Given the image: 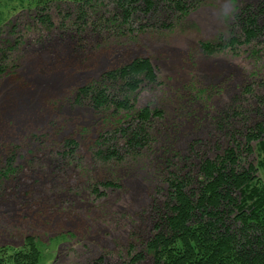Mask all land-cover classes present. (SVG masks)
<instances>
[{
    "label": "rangeland",
    "instance_id": "374dc122",
    "mask_svg": "<svg viewBox=\"0 0 264 264\" xmlns=\"http://www.w3.org/2000/svg\"><path fill=\"white\" fill-rule=\"evenodd\" d=\"M186 1L188 13L160 4L129 28L119 12L105 25L104 9L82 26L74 2L52 0L46 30L33 0H0V174L9 163L14 171L0 181V247L18 252L33 237L40 264H129L168 213V173L187 176L194 190L204 160L237 144L243 150L248 129L264 122V44L213 55L201 46L242 41V20L252 13L261 23L264 0ZM138 58L151 61L158 84L143 88L129 114L150 107L162 117L144 150L127 154L120 143L123 160L104 163L96 155L114 140L96 141L129 114H95L72 100L77 88ZM68 141L76 144L69 155ZM107 181L120 189L92 194Z\"/></svg>",
    "mask_w": 264,
    "mask_h": 264
},
{
    "label": "trees",
    "instance_id": "16d2710c",
    "mask_svg": "<svg viewBox=\"0 0 264 264\" xmlns=\"http://www.w3.org/2000/svg\"><path fill=\"white\" fill-rule=\"evenodd\" d=\"M40 25L51 30L52 23L47 7L52 0H33ZM78 6V20L87 24L89 12L104 9L109 17L102 16L105 25L117 22L132 28L134 16L153 13L160 4L178 14L188 13L186 0H71ZM112 6L114 13L107 12ZM252 14V13H251ZM248 14L242 20L243 40L236 37L226 46L204 44L207 55H213L225 47L235 51L240 45L256 42L264 44V20L259 23L257 15ZM120 18V19H121ZM167 28L168 25L161 24ZM131 29H129L130 31ZM0 58V74L4 71ZM4 64V63H3ZM158 84L155 67L147 58L134 59L122 67L104 72L96 82L77 88L72 100L75 107L88 106L95 114L110 111L117 118L119 113L129 114L135 110L137 97L144 87ZM162 112L142 108L125 121L118 122L112 131L105 132L96 143L102 144L110 136L111 147L97 153L104 163L121 162L118 153L122 143L127 154L144 150L151 139L148 133L153 120L160 119ZM243 150L239 145L225 149L215 159L204 160L199 167L197 189H190L192 180L180 177L179 172L168 173L164 178L167 188L166 206L168 213L162 218L161 226L154 227V234L146 243L144 253L133 255L129 264H138L151 258L152 264H264V122L248 129L244 136ZM74 141L66 142L68 155L73 153ZM258 154L254 165L248 157ZM0 174V181L7 180L14 173L10 163ZM259 171L262 178H259ZM92 194L105 195L106 190H119L120 185L111 181L100 184ZM163 228V229H160ZM40 251L33 237L24 240L23 248L9 253L0 247V264H40ZM93 264H103L98 259Z\"/></svg>",
    "mask_w": 264,
    "mask_h": 264
}]
</instances>
